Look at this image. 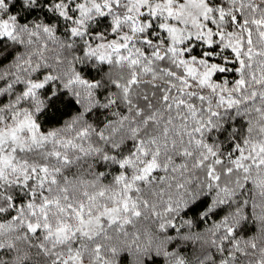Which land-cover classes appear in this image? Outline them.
Returning <instances> with one entry per match:
<instances>
[{
  "label": "snow or ice",
  "instance_id": "obj_1",
  "mask_svg": "<svg viewBox=\"0 0 264 264\" xmlns=\"http://www.w3.org/2000/svg\"><path fill=\"white\" fill-rule=\"evenodd\" d=\"M0 264H264V0H0Z\"/></svg>",
  "mask_w": 264,
  "mask_h": 264
}]
</instances>
